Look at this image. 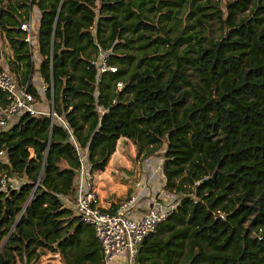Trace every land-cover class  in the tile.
<instances>
[{
    "label": "trees",
    "instance_id": "obj_1",
    "mask_svg": "<svg viewBox=\"0 0 264 264\" xmlns=\"http://www.w3.org/2000/svg\"><path fill=\"white\" fill-rule=\"evenodd\" d=\"M219 5L0 0V39L9 49L0 69L36 99L39 75L92 173L106 168L120 138L143 159L161 154L162 188L175 207L136 264H264V0ZM34 7L37 72L20 29ZM186 9L215 17L221 34L179 28ZM0 148L9 174L26 180L0 191V264H30L46 252L63 264H103L93 228L65 204L80 166L65 128L24 114L1 132Z\"/></svg>",
    "mask_w": 264,
    "mask_h": 264
},
{
    "label": "built area",
    "instance_id": "obj_2",
    "mask_svg": "<svg viewBox=\"0 0 264 264\" xmlns=\"http://www.w3.org/2000/svg\"><path fill=\"white\" fill-rule=\"evenodd\" d=\"M20 29L25 33L24 40L30 50L36 51L37 46L32 45L34 32L31 13L29 19L20 24ZM106 68L103 65L102 70ZM108 69L115 71L114 67ZM121 86L118 83V87ZM41 88L44 92L46 85L42 83ZM0 91L4 93L5 100V105L0 104V134L14 126L24 114L33 117L47 116L51 126L59 123L69 133L77 150L80 166L76 173L75 197L72 202L65 201V204L73 209L83 223L93 228L103 253V264H136L144 240L156 232L158 225L175 207L168 201L169 194L161 188L146 211L136 217L131 213L136 202L134 195L121 201L115 211L107 210L102 206L94 187V173L90 171L87 152L79 147L65 118L54 111L52 101L48 99L51 106L49 112L38 110L36 98L28 91L27 85L20 86L5 67L0 69ZM8 165L6 152L0 148V191H18L26 180L9 174L6 167ZM162 184H165L164 179ZM55 255L59 257L58 254Z\"/></svg>",
    "mask_w": 264,
    "mask_h": 264
},
{
    "label": "rangeland",
    "instance_id": "obj_3",
    "mask_svg": "<svg viewBox=\"0 0 264 264\" xmlns=\"http://www.w3.org/2000/svg\"><path fill=\"white\" fill-rule=\"evenodd\" d=\"M220 3V8L224 10L225 4L231 0H216ZM210 11L208 9L206 12ZM248 11L237 12L236 19L245 16ZM189 9L183 10L180 14V24L179 28H185L188 24L194 25V27L189 30V32L196 29H204L208 36L216 38L221 34L220 24L215 17L201 16V12H197L195 15H189ZM37 16H39V11L37 8H33L31 13V21L33 23V38L32 45L36 46V25L38 23ZM200 16V20L204 21L203 24L197 22L195 17ZM37 21V23H35ZM7 44L5 41L0 39V62H4V57L8 55L6 50ZM35 48V47H34ZM3 56V57H2ZM33 57H36V51H33ZM35 83L41 97L36 99L35 105L38 110L49 112L51 109L48 98L44 95L42 88L38 82ZM45 96V97H44ZM161 154L152 156V158L143 159L142 154L138 155L135 145L126 139H120L116 142L115 151L110 157V164L107 166V171L104 173V177L110 180V176L116 178L114 175L121 176L122 181L128 186H133V191L137 195L138 201L136 204L141 203L148 197L151 193L153 195L159 193L162 188V173L160 168V163L162 161ZM108 162V163H109ZM97 174V172H96ZM95 178V177H94ZM94 181V180H93ZM141 183L142 186H137L136 184ZM130 190V189H129ZM137 191V192H136ZM128 197V195L126 196ZM125 197V198H126ZM124 200V199H123ZM120 203V202H119ZM172 204V203H171ZM56 253L46 252L41 255L39 259L32 261L30 264H63L59 257H56Z\"/></svg>",
    "mask_w": 264,
    "mask_h": 264
},
{
    "label": "crops",
    "instance_id": "obj_4",
    "mask_svg": "<svg viewBox=\"0 0 264 264\" xmlns=\"http://www.w3.org/2000/svg\"><path fill=\"white\" fill-rule=\"evenodd\" d=\"M38 20H39V16H37V21ZM37 21L35 23H37ZM6 50L9 53L8 47L6 48ZM34 59L36 60V63H37L35 66V72H37L39 70V64H38L39 55L36 54V57ZM4 62H5V59H4ZM4 62H0V64L4 65ZM35 79H36L35 82H38L41 86L42 82L40 80L39 75ZM120 139H125V138H120ZM109 164L110 162L108 163V165ZM106 171L107 169H104L103 171H98L97 174L96 172L93 174V176L95 177L93 178L94 180L93 184L99 194L101 204L104 208H106L107 210L117 208L119 202L123 201V199H125L127 195L136 196V202L138 201L137 195H135L136 193L133 191V186L131 187V186H128L125 182H121L122 181L121 176L119 177L117 175H114L116 178H113L110 176V180L103 178L105 176L104 173H106ZM143 185H145V183ZM143 185L139 183L138 186H142L143 188ZM155 196L156 194L153 195L151 193L149 196H146L148 197V199H145L141 203L136 204L135 202L134 209L131 211L133 216L136 217L139 214H143L146 211V209L152 204V201Z\"/></svg>",
    "mask_w": 264,
    "mask_h": 264
}]
</instances>
